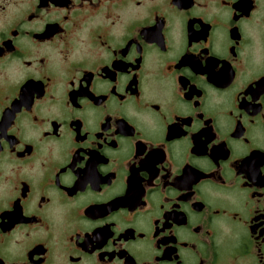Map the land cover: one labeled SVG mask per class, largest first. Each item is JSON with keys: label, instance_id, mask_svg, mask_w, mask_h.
<instances>
[{"label": "flooded vegetation", "instance_id": "obj_1", "mask_svg": "<svg viewBox=\"0 0 264 264\" xmlns=\"http://www.w3.org/2000/svg\"><path fill=\"white\" fill-rule=\"evenodd\" d=\"M0 264H264V0H0Z\"/></svg>", "mask_w": 264, "mask_h": 264}]
</instances>
